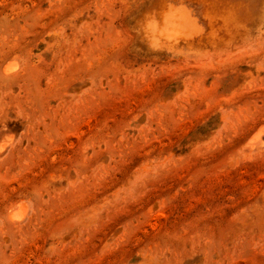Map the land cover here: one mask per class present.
I'll list each match as a JSON object with an SVG mask.
<instances>
[{
  "label": "rangeland",
  "instance_id": "rangeland-1",
  "mask_svg": "<svg viewBox=\"0 0 264 264\" xmlns=\"http://www.w3.org/2000/svg\"><path fill=\"white\" fill-rule=\"evenodd\" d=\"M0 264H264V0H0Z\"/></svg>",
  "mask_w": 264,
  "mask_h": 264
},
{
  "label": "bare ground",
  "instance_id": "bare-ground-1",
  "mask_svg": "<svg viewBox=\"0 0 264 264\" xmlns=\"http://www.w3.org/2000/svg\"><path fill=\"white\" fill-rule=\"evenodd\" d=\"M197 23L198 21L194 17L192 11L187 7L180 6L171 8L167 13L162 14L163 27L159 28V24L155 21L149 29L153 36L160 37L157 38L158 41L164 39L168 42V44H170L173 41L178 42L179 40L194 37V35L197 34ZM13 69L14 66H8L5 68V72H10ZM19 215L22 214L20 213Z\"/></svg>",
  "mask_w": 264,
  "mask_h": 264
}]
</instances>
